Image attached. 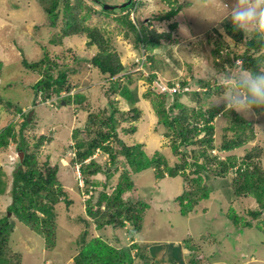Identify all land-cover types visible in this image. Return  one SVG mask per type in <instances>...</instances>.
<instances>
[{"label": "rangeland", "instance_id": "1", "mask_svg": "<svg viewBox=\"0 0 264 264\" xmlns=\"http://www.w3.org/2000/svg\"><path fill=\"white\" fill-rule=\"evenodd\" d=\"M83 1L86 8L96 13V16L88 19L86 24L105 30L106 38L112 41L113 51L118 53L122 64L128 67V72L133 76L131 87L138 88L140 101L136 107L141 115L137 122L132 123L138 129L136 133L127 134L123 129L129 128L131 124L123 123L118 127L119 138L127 146L142 145L150 158L159 153L170 166L180 164L181 155L185 153L184 147L180 148V155L173 151L171 139L165 136L167 130L163 126L158 128L159 117L153 109L151 100L145 95L153 94L151 98H154L164 92L168 84H178L177 89H179L180 84L187 81L191 86L184 91L186 93L181 97L180 103L194 109L199 107V102L191 96L192 92L194 90L205 92V89L202 90L195 85L196 80L205 79L212 82L211 86L222 88L221 73L228 67L235 66L237 60H242L235 59V54L241 56L245 51V44L238 48H228L224 40V33L230 36L225 28L227 23H232L230 18L218 21L226 11L223 3L230 8L234 0H133L138 4L139 11L132 9V20L140 23H147L150 20L151 24H148L150 30H156L158 34L171 35L170 38L161 39L159 47L153 52H147L152 60H147L145 63L151 70L146 66L141 69L143 51L137 48L133 35L129 38L125 36V30L128 28L119 21L126 14L122 13L123 9H115L110 15L101 13L105 4L120 7L130 0H99L100 5L97 0ZM75 2L76 0H71V6ZM43 4L41 0H0V61L3 67L0 98L3 97L6 101L19 105L23 113L29 115L31 123L24 131L25 138L32 146L29 153L36 155V162L40 165L48 163L51 167L58 166L59 182L69 198H72L73 204L69 207L65 203L56 205L57 247L52 251L47 250L43 238L19 223L12 213L11 215L8 213L12 203L13 175L21 159L18 141H12L7 149L0 148V169L6 174L3 176L6 190L0 193V218L8 213L16 223L8 246V256L12 264H75L74 257L79 253L76 242L86 230L87 241L100 237L117 249L138 243L146 247L143 249V254L149 252L152 247L154 253H157L159 247L164 251H172V248H176L177 251L174 250L176 255L183 250L187 264H192L191 261H196L197 264H264V233L257 227L264 220V212L260 219H254L250 212L259 209L256 199L237 198L231 196L229 192L230 183L236 178L237 168L231 171L228 178L217 180L211 178L208 182V186L211 187V198L202 200L200 205L188 215H182L177 201L189 186L184 176L166 177L162 180L156 178L154 170L133 175L135 188L127 192L123 198L131 205L140 208L143 204L147 206L142 212L141 231H135V237L132 238L130 233L135 225L131 221L125 222L124 226L113 224L101 230L96 228L94 219L86 214L88 200L86 190L93 191V204H96L101 192L106 191L111 195L120 175L124 172L123 167L126 168L125 159L119 158L117 164L119 171L114 173L116 168L110 167L109 156L94 154L92 159L96 160L98 165L112 169L109 175L101 172L96 176H87L91 186L86 185L80 165L75 167L76 163L74 165L72 162L75 150L71 146L75 144L73 131L77 128L84 129L89 110H83V107L76 103L68 105L60 102L55 105L52 102H44L41 101L42 96L38 100L35 99L32 87L42 75L38 72L40 69H28L24 60L28 64L41 65L43 68L51 64L48 62L42 64L44 59H48L49 62L56 61L59 65H67L72 80L79 83H76L77 86L73 85L75 87L73 94L84 95L87 106L94 111L108 106L106 93L110 86L98 69L82 63L85 60L89 62L97 54V47L89 46L85 36L62 39L59 32L64 26L62 21L64 12L60 13L61 19L57 27H52ZM177 6H181L182 11L173 21L160 22L154 19L155 16L166 14ZM173 23H177L178 28L172 29ZM181 25L188 29L189 35L181 33ZM232 39L237 44L233 37ZM151 74H155L157 78L152 82L148 79L151 78ZM121 79L125 81L124 78ZM214 80H218V83L214 84ZM206 98L208 97L203 94L202 104ZM119 102L122 112L131 110L127 101L123 99ZM215 107L225 109L223 103ZM13 109L15 110L14 107ZM10 110L12 108L8 109L6 104H0V130L13 124L15 131L19 132L23 122L28 119L25 115L14 113V110L11 113ZM223 113L214 120L215 149L211 150L207 145L189 147L187 152L193 153L187 155V161L193 163L194 157L199 155L196 153L208 150L210 155L218 156L221 161L233 157L237 160V164H240L246 154L259 148L261 157L256 160L264 170L263 116L257 110L255 115L248 118L240 114L251 124L250 132L253 134L248 133L243 147L224 152L220 150V146L225 128L229 124ZM43 135L51 138L52 142L46 140L40 147L34 146V143H38L35 138ZM114 146L116 149L120 148L117 142H114ZM199 164H202V159L199 160ZM78 167L81 174L77 171ZM194 168V166L187 168L186 172L190 178L194 177ZM232 211L254 227L244 228L240 222L239 227L243 229L237 228L229 219ZM161 243L163 244L160 245ZM189 246L196 249L194 253L190 254L189 250H193V247ZM136 253L137 250H134L133 254ZM135 264H152V262L150 259L138 258Z\"/></svg>", "mask_w": 264, "mask_h": 264}, {"label": "trees", "instance_id": "2", "mask_svg": "<svg viewBox=\"0 0 264 264\" xmlns=\"http://www.w3.org/2000/svg\"><path fill=\"white\" fill-rule=\"evenodd\" d=\"M43 0L41 3L47 15L50 18L51 26L57 27L60 21V13L64 12L62 21L64 26L59 32V36L64 39L74 36H85L88 39L89 46H96L97 54L82 63L92 65L104 75L105 80L109 83V89L106 93L108 97V106L98 111L91 110L86 103V97L82 94H72L75 90L73 85L76 83L72 80L67 65H59L56 61L49 62L44 59L42 64L51 63L49 67L43 68L41 65L28 64L24 60L25 66L30 70L40 69L39 74L41 79L32 87L34 90L35 99L43 97L41 101L52 102V104H59L60 102L68 105H81L83 110H89L88 119L84 129L77 128L73 131L72 137L75 144L71 146L75 152L72 162L76 163L75 167L80 165L83 175L85 176L86 185L91 186L87 180V176H96L101 172L109 175L112 168H104L98 165L92 156L98 149L102 153L109 156L110 167H115V172L119 171V158L124 157L126 168L119 177V181L111 195L106 191L101 192L96 204H93L94 193L92 191L91 197L86 201V214L94 219L96 228L101 230L106 226L119 224L125 225V222L131 221L135 228L130 233L131 237H135V231H141L143 222V207L131 205L125 202L124 195L135 188L134 176L147 170L156 171L157 179H165L166 177L175 178L184 176L188 186L183 195L177 198L181 208L182 215H188L193 212L201 203L202 200L211 198V187L208 182L211 178L223 179L228 178L232 170L235 171L236 178L232 181L230 195L237 198H251L256 199L259 209L250 212L254 219H260L264 212V170L256 160L261 157V150L256 148L245 155L240 164L233 157L221 161L218 156H212L208 150L200 151L193 163L187 161V155L193 152H187V149L192 146L207 145L211 150L215 149L213 145L215 139L214 120L224 112V107H215L211 109L202 104V95L209 97L220 94L223 89L216 85L211 86L212 82L205 79L196 80L194 83L198 85L205 92H197L194 90L191 94L199 102V107L190 109L180 103L181 97L185 95L186 90L191 86L187 81H183L177 89L175 83H170L167 89L151 98L153 95L146 94L145 97L151 100L153 109L159 117L158 128L164 127L165 136L171 139L173 151L179 154L181 147H184L185 153L181 155L182 161L180 164L170 166L166 159L159 153H156L150 158L143 150L142 145L127 146L118 134V127L123 123L131 124L129 128L123 129L127 134L136 133L137 127L132 124L140 119V110L136 107L139 99L138 88H132L133 76L128 72V67L122 64L118 53L113 51L111 39L106 38L105 30L97 27H90L86 24L87 20L96 16L95 12L86 8L83 0H76L75 4L71 6V0ZM100 5V1L97 0ZM131 5L126 8H121L124 17L119 19L123 25L126 26L125 36H134L136 46L142 49L143 54L153 52L158 48L160 41L163 38H170V34H158L156 30H150L147 23L132 20V9L139 11L138 4L131 0ZM115 9H118L117 5ZM85 9L87 10L85 12ZM114 9V10H115ZM114 10H104V15L114 13ZM107 11V12H105ZM182 11L181 6L172 8L166 14H160L154 17L156 21H173ZM172 29L178 28L177 23L171 25ZM227 33L233 37L238 45L245 44L244 54L238 56L235 54V59L243 60V67L246 70L258 73L261 67L264 66V39H249L245 40L244 34L237 31L232 23H227L225 26ZM219 55V53H218ZM147 60H152L147 55ZM146 60V61H147ZM149 62V61H148ZM151 70L145 62H141V69ZM45 69V70H42ZM61 69V70H59ZM140 69V70H141ZM68 70V72H67ZM75 71V70H74ZM139 71V70H138ZM3 72L2 61H0V81ZM57 73V74H56ZM73 73V72H71ZM77 73V71H75ZM142 73V72H140ZM148 78L150 82L156 80V75L151 74ZM124 78L125 81H122ZM2 82V81H1ZM75 83V84H74ZM218 80H214V84ZM11 85V83H9ZM79 84V83H78ZM176 89V91H171ZM119 97V98H117ZM125 100L130 105L131 110L122 112L119 107V101ZM56 100V101H55ZM6 104L9 112H17L24 116L22 108L19 105H14L10 101H6L3 97L0 98V104ZM177 111V112H176ZM264 118V109H257ZM228 120V127L225 128V134L222 136V144L220 150L224 152L234 151L243 147L247 141L248 133L250 132L251 124L247 122L239 113H223ZM27 121L23 122L19 132L15 131L13 124L0 130V148L7 149L12 141H18V152L24 153V159L19 161L18 169L13 175L12 183V203L8 208V213H12L17 221L29 230L36 233L44 239L47 250L52 251L57 247V212L56 205L65 203L67 207L73 204L72 198H69L67 192L59 182L58 166L51 167L50 164L40 165L36 162V155L29 153L32 147L29 140L25 138L24 131L29 127L31 120L29 115H25ZM36 147H40L44 141L52 142V139L47 136L35 138ZM114 142L120 146L116 149ZM192 155V154H191ZM88 159L90 160L89 162ZM202 159V164L199 160ZM194 166L193 178L187 174V168ZM5 172L0 169V193L6 190V182L4 179ZM134 175V176H133ZM87 195L91 191L86 190ZM104 207V210H102ZM8 213L0 218V264H12L8 256V246H10V238L13 235L16 223L12 220ZM109 218V219H107ZM229 219L239 229L253 228L250 222H246L236 215L234 211L229 214ZM117 221V222H116ZM84 222V220H83ZM86 225L88 226L87 222ZM264 233V220L257 226ZM88 232L77 240L76 244L79 247V253L74 257L75 264H135L136 259L151 260L154 264L151 255L146 251L143 254V249L146 247L138 243L123 249H117L112 245L106 243L102 238H93L87 241ZM193 247V246H189ZM192 249V248H191ZM137 250L136 254L133 251ZM196 249L189 250L190 254L194 253ZM192 264H197L196 261H191Z\"/></svg>", "mask_w": 264, "mask_h": 264}, {"label": "clouds", "instance_id": "3", "mask_svg": "<svg viewBox=\"0 0 264 264\" xmlns=\"http://www.w3.org/2000/svg\"><path fill=\"white\" fill-rule=\"evenodd\" d=\"M223 4L226 11L222 19L218 21L230 18L234 28L244 34L245 40L264 39V0H234L230 8ZM180 31L184 35H189L188 29L183 25ZM221 32L223 33V29ZM224 40L228 48L243 46V44L238 46L226 33H224ZM143 55V62H145L147 55ZM221 76L223 92L221 95L216 94L206 98L203 101L206 107L211 109L223 103L224 113L234 111L245 118L255 115L257 109H264V66L261 67L260 72L255 73L246 70L242 60H237L235 66L228 67Z\"/></svg>", "mask_w": 264, "mask_h": 264}, {"label": "crops", "instance_id": "4", "mask_svg": "<svg viewBox=\"0 0 264 264\" xmlns=\"http://www.w3.org/2000/svg\"><path fill=\"white\" fill-rule=\"evenodd\" d=\"M162 244L163 243H161L160 245ZM141 245L145 246L144 244ZM174 250L177 251L176 248H172V251L169 250L164 251L161 247H159L157 253H154L152 247V249H150L149 251V254L151 255V259H153L154 264H187L185 251L183 250H181V252L179 251L178 252L179 256H178L176 255Z\"/></svg>", "mask_w": 264, "mask_h": 264}, {"label": "water", "instance_id": "5", "mask_svg": "<svg viewBox=\"0 0 264 264\" xmlns=\"http://www.w3.org/2000/svg\"><path fill=\"white\" fill-rule=\"evenodd\" d=\"M131 0L128 2V3H126V4H123L122 6H120V7H118L119 9H121V8H126V7H128V6H130L131 5ZM115 9V7L114 6H111V5H104V10H114ZM19 156H20V159H21V161L24 159V153H19ZM10 215H11V213H10ZM9 215V216H10Z\"/></svg>", "mask_w": 264, "mask_h": 264}, {"label": "built area", "instance_id": "6", "mask_svg": "<svg viewBox=\"0 0 264 264\" xmlns=\"http://www.w3.org/2000/svg\"><path fill=\"white\" fill-rule=\"evenodd\" d=\"M95 154H97V156H98V154L106 155V154L102 153V151H101L100 149H98L97 152H96ZM107 156H108V155H107ZM90 160H91V159H90ZM77 171L80 173V168H79V167H78V170H77ZM80 174H81V173H80ZM90 195H92V192L90 193ZM90 195H87L86 197L90 198Z\"/></svg>", "mask_w": 264, "mask_h": 264}]
</instances>
